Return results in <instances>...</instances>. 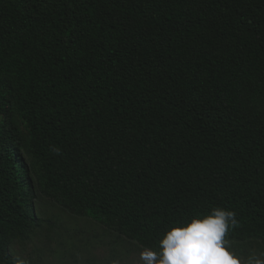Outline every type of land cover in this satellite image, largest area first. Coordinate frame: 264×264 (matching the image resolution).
Returning a JSON list of instances; mask_svg holds the SVG:
<instances>
[{
	"label": "trees",
	"instance_id": "trees-1",
	"mask_svg": "<svg viewBox=\"0 0 264 264\" xmlns=\"http://www.w3.org/2000/svg\"><path fill=\"white\" fill-rule=\"evenodd\" d=\"M43 201L157 251L219 207L264 249V0H0V264Z\"/></svg>",
	"mask_w": 264,
	"mask_h": 264
},
{
	"label": "rangeland",
	"instance_id": "rangeland-1",
	"mask_svg": "<svg viewBox=\"0 0 264 264\" xmlns=\"http://www.w3.org/2000/svg\"><path fill=\"white\" fill-rule=\"evenodd\" d=\"M23 132L26 133L23 128ZM39 213L49 223L26 242H17L12 253L24 264H143V249L113 235L87 218L72 217L49 201ZM230 250L248 264L250 258L264 261V249L257 244H229Z\"/></svg>",
	"mask_w": 264,
	"mask_h": 264
},
{
	"label": "clouds",
	"instance_id": "clouds-1",
	"mask_svg": "<svg viewBox=\"0 0 264 264\" xmlns=\"http://www.w3.org/2000/svg\"><path fill=\"white\" fill-rule=\"evenodd\" d=\"M235 217L233 211L213 208L209 215L172 227L160 240L159 251L144 247L139 258L143 264H241L226 239L229 228L238 224ZM248 264L264 261L250 258Z\"/></svg>",
	"mask_w": 264,
	"mask_h": 264
}]
</instances>
